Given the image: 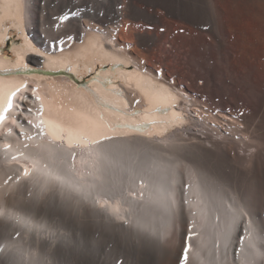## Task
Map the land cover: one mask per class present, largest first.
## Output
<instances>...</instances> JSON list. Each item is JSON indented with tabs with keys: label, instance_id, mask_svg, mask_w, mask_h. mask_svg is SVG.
I'll return each mask as SVG.
<instances>
[{
	"label": "bare ground",
	"instance_id": "obj_1",
	"mask_svg": "<svg viewBox=\"0 0 264 264\" xmlns=\"http://www.w3.org/2000/svg\"><path fill=\"white\" fill-rule=\"evenodd\" d=\"M133 1L127 0L128 9H137ZM137 1L149 3L150 9L141 18L143 24L153 25L154 36L143 32L127 39L130 20L126 13L108 25L101 6L95 9L93 5L88 7V21L68 22L61 36L72 35L74 40L63 46L53 45L45 29L34 34L31 10L37 0H31L22 34L6 22L8 39L0 43V64L12 71L0 72L3 85L27 81L29 94L38 88L45 97V112L52 106L66 120L77 116L80 97L88 88H97L92 79L103 64L106 71L100 83L104 85L108 77L114 87L107 86L106 97L97 94L96 103L110 110L103 115L120 124L125 134L117 132L116 139L100 146L69 149L66 139L53 141L37 134L27 123L35 122V112L18 114L13 109L0 125V246L4 248L0 264H146L143 255L153 261L174 253L179 260L186 244L191 245L189 264H242L251 258L245 236L237 259L245 227L257 249L264 251V219L249 196L252 193L245 192L264 187V0ZM24 36L40 51L54 49L50 56L67 59L53 64L41 61L42 75H28L30 66L17 71L15 62ZM79 37H83L81 43ZM9 40L11 57L6 58L3 48ZM151 53L153 58L147 55ZM116 58L126 63L114 67ZM155 62L161 64L159 69ZM141 77L166 85L171 96L161 92L149 103L146 94L154 89ZM84 79V84L77 83ZM157 105L167 110L157 111ZM27 106L35 110L39 102ZM146 109L152 111V119L164 123L139 130L136 126L143 123ZM18 115L22 128L13 123ZM231 139L255 148L249 159L239 160L246 169L243 173L237 168L230 171L245 189L225 179L213 164L219 141ZM4 143L37 155L41 170L34 179L3 183L15 168L14 162L5 163ZM44 164L49 168L44 169ZM49 170L62 175L67 184L45 183L44 173ZM96 199L99 203L94 204ZM105 201L107 212L100 207ZM229 204L242 208L245 215L242 221L236 220L226 240L225 230L233 221ZM31 209L35 215L24 212ZM9 217H19L30 227ZM193 221L195 235L188 240ZM83 223L84 240L77 232ZM93 225L98 233L95 242ZM255 264H260L259 259Z\"/></svg>",
	"mask_w": 264,
	"mask_h": 264
},
{
	"label": "snow or ice",
	"instance_id": "obj_2",
	"mask_svg": "<svg viewBox=\"0 0 264 264\" xmlns=\"http://www.w3.org/2000/svg\"><path fill=\"white\" fill-rule=\"evenodd\" d=\"M30 8L31 0H8L7 3H5V0H0V43H2L4 39H8V37L5 35L7 31L6 22L7 26L14 28L18 35L23 33L25 26V16L26 13L30 15ZM5 9H7V14H5ZM76 15H78L76 12H65L59 16L53 17V19L57 21L54 27L59 30L61 24H64L65 22L69 21L71 17ZM161 30L163 31V29ZM73 40L74 37L72 35L60 36L54 38L52 44L56 46H63L65 45L66 41ZM60 51L63 52V47H60ZM29 55L40 58L45 64L59 63L62 62V60L67 59L54 58L47 52L40 51L31 44L26 36H24L23 46L20 48V51L17 52V60L15 62V68L17 71L21 68L26 69L28 67L25 60ZM9 63H11V61H9ZM125 63L126 61L122 58H116L113 66L119 67V65ZM68 70L71 71L72 69L69 68ZM10 71H12V69L4 68L2 64H0V72ZM104 71H106V69L104 65L101 64L100 71L97 72L96 77L92 79V83L96 84L97 88L95 90L90 87L88 88L87 93L80 97V111L77 116L75 118H68L66 120H61L58 113L52 106L49 107L48 112L46 113L45 97L38 93V88H32L29 94L27 81L14 83L10 86H5L2 82H0V125L4 124L5 120L12 113L14 108L17 109L18 114L26 113L28 115H32L35 112V122L29 120L27 123L33 128L37 129V134L39 136H50L53 141H64L66 139L69 149H86L90 148L92 145L100 146L104 141H112L116 139L115 134L117 132H119L120 135H124L125 133L120 132L122 127L120 124L107 120L103 115V111L108 109L102 108L100 104L96 103L97 94L101 97H106L109 91L107 86L112 85L114 87L112 79H109L108 77H105L106 83L101 85L99 77ZM117 79H119V77H117ZM141 79L152 85L154 89L151 94H146V99L149 103H152L154 99L159 98L161 92L165 93L167 96H171V93L166 85H157L147 77H141ZM18 96L19 99L17 100ZM172 99H175V97H172ZM35 102H39L38 109L34 110L31 106H27ZM135 103H140V101H135ZM156 110H167V108L161 109L160 105H157ZM72 111L75 112V109ZM113 115L118 114L113 113ZM132 115L138 116L139 113H133ZM13 123L17 124L18 127H23V122L19 120V115L16 119H13ZM157 123L164 122H158L152 119V111L146 109L144 112L143 123L137 125L136 127L142 131L143 129L157 125ZM123 127L131 128L132 126L125 124ZM104 129H107V131H104ZM108 133H113V135H109ZM21 135L26 134L22 131ZM27 138L32 139L31 136H28ZM27 147L28 145L25 144L24 148ZM37 147L39 148L42 146L37 145ZM2 150L4 153L5 163L9 165H11L13 162L15 163V168L11 169L13 174L7 175L3 181L5 185L9 184V182L19 184L22 180H32L35 178V174L40 172L41 165L37 155L25 154V152L21 151L19 148L13 150V145L10 143H4L2 145ZM69 156L71 160V166L74 168L75 151H72ZM29 163H31V167L28 166ZM42 167L44 169H48L49 165L44 164ZM44 175L47 177L45 183L53 182L60 185L61 187L67 184V181L64 179V177L55 171L49 170L45 172ZM102 194H107L110 197L113 195V193L110 191L104 192L103 190ZM141 195L143 194L141 193ZM84 198L87 199V197ZM96 203H99V199L94 201V204ZM184 203H187V201L185 200ZM100 207L105 212L109 211L107 201L101 204ZM228 208L233 214V221L225 230L226 240L230 236L233 227L236 226V220L239 219L242 221L245 215L242 208L239 206H233L232 204H229ZM0 215H3V213H0ZM9 218L14 219L17 224H23L25 227H30L27 221H23L19 217ZM217 219H219L218 216ZM194 227L195 221L191 222L189 225V233L187 235L188 240H190L192 236L195 235V233L191 231ZM243 233L244 235L239 237L241 249L237 251V259H239V251L243 249L245 236H247L249 238L248 249L250 250L251 258L249 259L246 257L242 264H255L257 259H259L260 264H264V251L257 249L256 242L252 238V234L249 232L247 227L243 228ZM17 235H19V233H17ZM217 247H219V245H217ZM190 248V244H186V246L183 248L182 255L179 258V264H189ZM3 251L4 248L0 246V252ZM116 264H123V261H117Z\"/></svg>",
	"mask_w": 264,
	"mask_h": 264
},
{
	"label": "rangeland",
	"instance_id": "obj_3",
	"mask_svg": "<svg viewBox=\"0 0 264 264\" xmlns=\"http://www.w3.org/2000/svg\"><path fill=\"white\" fill-rule=\"evenodd\" d=\"M133 3L136 5L137 9H128L131 8L128 5L127 0H37V4L33 10H31V17L33 18V26L32 30L35 32L34 34L40 35V33L45 29V36L49 38H56L60 37L61 34L69 28V23L74 22L75 20L78 22H86L88 21V7H93L96 9L101 6L104 16L106 17V21H108V25H111V23H115L121 13H126L127 15L126 20L129 21L130 26H128L126 30V37L127 39H134V37L139 34L148 33L151 36H154V34L157 32L155 29H153V25H145L143 17L141 18L142 12L146 9L147 11L150 9L148 2H138L137 0L133 1ZM131 11V12H130ZM134 11V12H133ZM65 12H76L78 15L73 16L70 18L69 21L65 22L64 24H61L59 30H57L54 25L57 23L56 20L53 19V17L59 16ZM138 12V13H137ZM130 16V17H129ZM74 20V21H73ZM138 20V21H137ZM67 23V24H66ZM53 24V25H52ZM137 24V25H136ZM132 26V27H131ZM136 26V27H135ZM138 26V27H137ZM146 27L144 31L143 27ZM147 27L148 31H147ZM135 28V29H134ZM144 32V33H143ZM38 33V34H37ZM50 34V35H49ZM52 36V37H51ZM129 36V38H128ZM141 53L146 55V52L141 50ZM153 53V52H152ZM147 54L150 55L153 58V54ZM156 59V58H155ZM156 61V60H155ZM158 61V60H157ZM160 62V61H158ZM156 67L159 69L161 67L160 63L155 62ZM160 65V66H158ZM219 141V140H218ZM231 139V141H226L225 143H222L219 141V145L217 148H211L214 151H216L217 159L213 160V164L217 171L228 181H231L233 184H238V188H243V185H241V179L238 177H234L230 171L234 170V168H237L239 171L243 173L246 169L239 165V160L245 161L250 158V154L254 153L253 146L250 145V143L247 142H236ZM247 144V145H246ZM244 145V146H243ZM247 146V147H246ZM252 146V147H250ZM249 147V148H248ZM245 151V152H244ZM230 153V154H229ZM227 155V156H226ZM241 155V156H240ZM236 156V157H235ZM246 156V157H245ZM237 158V159H236ZM255 162L258 161V157H254ZM254 162V163H255ZM256 164V163H255ZM242 167V168H241ZM230 174V175H229ZM230 176V177H229ZM236 178V181H235ZM240 181V182H239ZM242 189V190H243ZM259 189V188H258ZM255 188L251 190L245 191L247 194L252 193L251 198H253V202L256 206V209L258 210V213L260 216L264 219V187L258 190ZM261 193V194H260ZM260 196V197H259ZM259 203V204H258ZM262 213V215H261ZM174 256V257H173ZM148 255L142 256V261H147L146 264H179V260L176 258L174 253L168 254L165 258L157 259V260H150V257L148 258ZM144 258V259H143ZM146 258V259H145Z\"/></svg>",
	"mask_w": 264,
	"mask_h": 264
},
{
	"label": "water",
	"instance_id": "obj_4",
	"mask_svg": "<svg viewBox=\"0 0 264 264\" xmlns=\"http://www.w3.org/2000/svg\"><path fill=\"white\" fill-rule=\"evenodd\" d=\"M84 37V36H83ZM83 37H79L78 39H77V42L78 43H81L82 42V40H83ZM14 42H15V44H17V43H19V40L18 39H16V40H14ZM10 45H11V40H9L8 42H7V45L3 48V52L4 53H6L7 54V56H6V58H10L11 56H10ZM38 46H40L39 44H37ZM40 48H42V46H40ZM45 52H47V53H49V54H52V53H55L54 52V49H52V50H47V49H45ZM26 63H27V65L28 66H30V67H28L27 69H26V72H27V74L28 75H35V74H37V75H42V73H41V59L40 58H37V57H35V56H33V55H29L28 57H27V59H26ZM127 70H130V68H127ZM61 76H67V75H65V73H63V72H61ZM85 79L82 81H78L77 83L78 84H84L85 83ZM35 208H37V207H35ZM20 210V209H19ZM26 214H31V213H34V215H35V210H33V209H31L30 211H24ZM35 218L36 219H38V218H40V217H36L35 216ZM83 225V229L82 228H78L77 229V232H79V234H80V236H81V239L82 240H84V233H85V227H84V225H85V223H83L82 224ZM97 235H98V233L97 234H95V225H93L92 226V238H93V242H95L96 240H95V237H97ZM9 236H12V234L10 233L9 234ZM91 241V240H90Z\"/></svg>",
	"mask_w": 264,
	"mask_h": 264
}]
</instances>
